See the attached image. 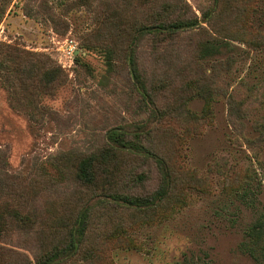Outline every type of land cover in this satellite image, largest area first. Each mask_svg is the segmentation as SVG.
Here are the masks:
<instances>
[{"label":"rangeland","instance_id":"rangeland-1","mask_svg":"<svg viewBox=\"0 0 264 264\" xmlns=\"http://www.w3.org/2000/svg\"><path fill=\"white\" fill-rule=\"evenodd\" d=\"M167 2L186 4L198 23L126 51L117 45L116 12L147 24ZM208 39L221 52L199 50ZM134 49L149 98L132 78ZM26 56L44 62L37 76ZM50 70L61 76L47 85ZM114 129L139 133L171 170L170 194L149 216L109 196L92 200L100 192L75 181L79 155L105 146ZM127 151L111 161L109 179L152 195L163 184L154 155ZM0 179V204L38 218L30 230L0 226V264H37L65 233L55 222L73 220L89 197L86 239L60 264H253L239 243L264 206V0H11L0 20ZM248 182L256 197L243 195Z\"/></svg>","mask_w":264,"mask_h":264},{"label":"trees","instance_id":"trees-1","mask_svg":"<svg viewBox=\"0 0 264 264\" xmlns=\"http://www.w3.org/2000/svg\"><path fill=\"white\" fill-rule=\"evenodd\" d=\"M11 0H0V20L7 9V5ZM218 0H215L217 2ZM156 7V6H152ZM122 7V10L117 13V20L113 22L114 36L117 37L119 47L124 51L128 48H134L137 42L147 35L159 36L165 34L169 37L178 36L184 30H188L198 23L195 18L187 16L186 4H171L163 3L158 5L156 11L152 13L155 15L156 20L147 24H142L137 17L130 16ZM119 14V15H118ZM112 19V18H111ZM124 39H131L133 44L125 46L123 44ZM213 39H208L204 43H201L199 50L207 51L209 54H218L221 52L220 45L213 44ZM134 45V46H133ZM115 49H109V53H114ZM11 51V55L19 57V50H7ZM135 49L131 50L129 55V66L132 74V78L135 86L140 93L146 98L150 97L148 83L140 69L139 62L135 57ZM28 62V68L26 71L37 76L39 68L44 63L41 60L34 59L31 56H26ZM47 85L55 84L61 74L57 70H50ZM33 77V76H32ZM31 75H28L30 81ZM26 83L24 82V85ZM27 88V84L25 86ZM153 102V100H152ZM139 133L128 134L125 131H118L117 129L111 130L107 135L108 143L100 148L96 152H92L85 155H79L75 168V181L82 188L87 190L88 195L92 192H100L96 194L97 197L92 196V200L102 199V196H109L113 202L122 208L131 209L136 212H144L145 215H150L151 212L168 198L172 188L171 170L164 157L154 153L148 147H146L142 140L139 138ZM129 136H134L135 139H130ZM149 150H148V149ZM129 150L130 154L142 153L153 154L155 160L158 163V167L163 176V184L155 193L149 196H135L132 193L126 192L122 188L117 187V181L115 175L112 180L109 179V175H112L109 169L111 161L118 156V152ZM151 151V152H150ZM153 152V153H152ZM81 156V157H80ZM139 181L145 178V174L140 173L137 176ZM253 182H248L244 188V194L247 196L256 197L258 189L255 190ZM4 184L0 179V198L4 192ZM100 196V197H99ZM90 198V197H89ZM85 201L83 206L77 211V214L73 220L67 218H61L57 220V223L53 227H57L59 230H64L65 233L61 235V238L57 240L58 244L52 248H46L44 253L36 257L37 264H60L63 260L75 255L80 249L82 243L85 241L87 233L90 228V220L94 209V204L91 199ZM80 201L82 199L80 198ZM254 201V200H253ZM0 204V226L5 227L10 223L17 222V226L22 229L30 230L35 227L37 221V215L33 212H24V209L18 206H10ZM254 204L251 203V205ZM253 210L254 216L250 224L242 231V240L239 243V247L243 249L246 254L251 258L253 264H264V206H255ZM45 224L49 225V221ZM50 228V227H49ZM51 229V228H50ZM175 264H212L210 261H200L193 258L184 259L178 261Z\"/></svg>","mask_w":264,"mask_h":264},{"label":"built area","instance_id":"built-area-1","mask_svg":"<svg viewBox=\"0 0 264 264\" xmlns=\"http://www.w3.org/2000/svg\"><path fill=\"white\" fill-rule=\"evenodd\" d=\"M63 49H64L65 51H66V49H67L68 54L74 56L75 49L72 48V45H71V44H69V39H66V40H65V43H64Z\"/></svg>","mask_w":264,"mask_h":264}]
</instances>
